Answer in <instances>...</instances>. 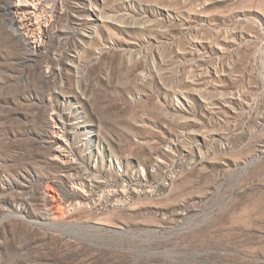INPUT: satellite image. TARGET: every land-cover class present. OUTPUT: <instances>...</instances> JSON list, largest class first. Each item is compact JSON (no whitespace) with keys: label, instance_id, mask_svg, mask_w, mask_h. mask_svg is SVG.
I'll list each match as a JSON object with an SVG mask.
<instances>
[{"label":"rangeland","instance_id":"obj_1","mask_svg":"<svg viewBox=\"0 0 264 264\" xmlns=\"http://www.w3.org/2000/svg\"><path fill=\"white\" fill-rule=\"evenodd\" d=\"M93 1L136 26L84 47L78 0H42L32 54L0 0V264H264V0Z\"/></svg>","mask_w":264,"mask_h":264},{"label":"bare ground","instance_id":"obj_2","mask_svg":"<svg viewBox=\"0 0 264 264\" xmlns=\"http://www.w3.org/2000/svg\"><path fill=\"white\" fill-rule=\"evenodd\" d=\"M41 3L42 0H5L4 3V12L8 22L16 31H18V33L26 38L32 54H37L43 47L45 41L42 35L39 34L40 32H43L40 20ZM78 6L81 10L75 15L76 22L78 24L86 25L81 31V34L83 35L82 43L84 47H86V38L89 40L92 39L98 29L102 26L111 25L115 28L136 26L135 24L131 25L123 23V21H121L116 14L105 12L102 8H99L93 0H78ZM166 12H168V9ZM67 63L70 65L75 77L80 80L82 77L81 70L83 63L80 60L79 52L75 51L74 53H71V58L68 59ZM147 67L154 69L155 63L148 60ZM75 87L77 91L82 92L79 84ZM202 90L194 88L188 93L182 95L183 101H178L177 105L183 111L189 112L192 103L191 98L193 96V98L199 102L204 103L207 106L214 107L213 99H210L204 92H202ZM72 96H76V93L73 92L71 94L63 95V103H70ZM221 104L224 108H231L230 100H224ZM67 112V115H63L59 112L56 113L51 129L49 130L51 136L55 138L57 143V157L55 158L59 159L63 164L80 167V162L74 160L73 156H70V141L68 139V133L74 136L78 131H80V129L84 126V124H81L83 120L81 116H78L79 118H77V120H71V118L69 119L66 117L72 116V113L81 114V110L78 109V106L73 105ZM199 157L201 159L204 158L201 153H199ZM93 166L96 167L97 163L95 162ZM84 178H86V182L82 184L84 186L89 184L91 188L95 187L101 181L95 174H91L87 170L84 171L82 179Z\"/></svg>","mask_w":264,"mask_h":264}]
</instances>
